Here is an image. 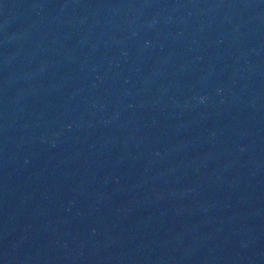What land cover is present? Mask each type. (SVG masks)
<instances>
[{
    "label": "water",
    "instance_id": "1",
    "mask_svg": "<svg viewBox=\"0 0 264 264\" xmlns=\"http://www.w3.org/2000/svg\"><path fill=\"white\" fill-rule=\"evenodd\" d=\"M0 264H264V0H0Z\"/></svg>",
    "mask_w": 264,
    "mask_h": 264
}]
</instances>
